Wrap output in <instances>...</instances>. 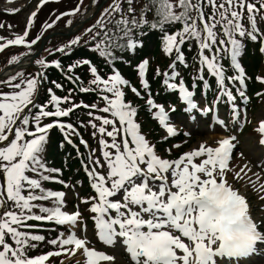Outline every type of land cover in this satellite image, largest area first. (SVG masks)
I'll list each match as a JSON object with an SVG mask.
<instances>
[{
	"label": "snow or ice",
	"instance_id": "6c2138e0",
	"mask_svg": "<svg viewBox=\"0 0 264 264\" xmlns=\"http://www.w3.org/2000/svg\"><path fill=\"white\" fill-rule=\"evenodd\" d=\"M14 2L7 0L9 4ZM49 2L40 0L37 9L29 15L24 32L0 43V52L10 46L31 49L37 43L40 37L31 41L27 38L38 11ZM5 11L15 14L21 9L14 7ZM78 11L79 5L61 16L74 15ZM261 22H264V0H112L86 34L91 33L90 40L96 42L93 50L110 60L112 49L132 51L142 46L143 41L136 35H145V28L159 31L162 51L172 58V62L170 72L161 73L157 69L156 75H163V83L168 89L178 90L180 98L187 104V112L198 109V105L185 82L177 80L176 69L178 65L187 67L182 46L194 43L198 52V71H206L214 78L218 92L215 101L217 104L223 101L226 107L231 105L232 118L236 119V95L247 100L243 90L246 76L238 62L242 41L259 42V50L264 52ZM176 25H180L179 29ZM3 27L0 24V28ZM79 42L77 37L71 40L69 47ZM226 57L235 75L226 74L221 63ZM19 62L20 57L16 55L8 61L9 64ZM35 63L43 69L50 66L43 59ZM81 63L89 65L92 79L88 87L82 86L79 91L98 92L105 106L97 110L111 117L88 113L100 122L97 125L90 121V126L95 130L94 137L100 134L98 144L102 159H94L95 153L88 157L92 167L85 166V171L95 194L81 203L91 214L93 235L103 245L119 251L109 254L89 247L91 241L87 236L78 234V230L87 231L84 212L63 210L66 193L50 191L43 186L44 182L55 181L68 187L62 180H55L53 174L59 169L47 167L44 154L53 128L60 127L71 135H79L72 124L60 123L58 118L68 117L81 105L62 107L70 97H59L51 89L48 90V103L37 105L36 95L45 73L26 77L23 72H17L0 80V86L11 89L0 91V264H46L52 257L77 254L83 259L77 260L76 264H116L117 256L121 254L126 255V264H231L233 259L241 264H252L251 258L259 247L264 246V232L260 230L264 225L255 222L248 197L229 181L237 137L222 138L216 141L215 147L200 143L175 160L164 158L143 134L136 120L138 109L126 100L124 87H129L137 97L141 92L130 86L118 71L103 78L90 61ZM55 67L59 68L60 64L56 62ZM73 67L76 66L68 71L71 72ZM148 70V60L139 63L140 84L150 93V84L145 79ZM69 79L75 81L79 77L70 76ZM174 80L177 82L173 83ZM199 80L203 87L210 86L203 75ZM258 80L264 84V78ZM237 84L239 87H235ZM55 87L60 89L62 85L57 83ZM146 104L149 111L158 109L154 119L166 130L165 139L175 136L176 127L164 107L151 98ZM33 107H38V112L30 118L26 113ZM83 107L96 108V105ZM200 110L207 115L212 108ZM172 111L176 109L173 107ZM42 117L56 119L42 123ZM216 123L227 126L222 119L217 118ZM254 131L259 135L258 143L264 146V119L258 122ZM103 137L110 138V142ZM65 139L72 144L70 135L66 134ZM80 143L89 147L83 139ZM247 168L244 165L233 179H241L242 173L247 175ZM257 191L264 192V184ZM259 198L264 200V195ZM46 203L51 206H45ZM30 222H50L65 227V232L47 241L56 250L38 256L29 254L46 239L28 231L37 227Z\"/></svg>",
	"mask_w": 264,
	"mask_h": 264
},
{
	"label": "trees",
	"instance_id": "16d2710c",
	"mask_svg": "<svg viewBox=\"0 0 264 264\" xmlns=\"http://www.w3.org/2000/svg\"><path fill=\"white\" fill-rule=\"evenodd\" d=\"M25 0H21V3H24ZM108 5H111L112 0H107ZM80 0H59V2H55V0H50L49 3L44 5L37 13V17L34 18L35 23H37V28L33 29L30 32V36L28 38L30 39H36L37 37L45 36L47 33H49L51 30H54L57 25V22L64 16H61V14L65 11H70V9H73L74 5L79 4ZM85 3V0H82V4ZM89 3V14L95 10V7L100 6V9L103 8V6H106L104 4H101V0H88ZM81 4V7H82ZM107 5V6H108ZM80 11H78V14L74 15V19L71 20V23H78L81 22L84 18L83 14L86 11V7H83ZM126 7V5H125ZM0 15L3 17L5 15H10V13L7 12H0ZM61 16L59 20H57V17ZM55 17V19H54ZM65 18V17H64ZM54 19V20H53ZM151 19V17H149ZM55 22V23H53ZM70 23V25H71ZM47 24H53L51 28L46 27ZM96 24V23H95ZM94 24V25H95ZM91 27V26H90ZM86 27L85 28H90ZM176 29H179L180 25L175 26ZM146 34L143 36H139V34L136 35V38L138 40H142V46L136 48L135 50L129 51V50H117L112 49L113 51V58L110 60H106L105 58H102L97 51H94L95 47V41L90 40L91 35L88 37L80 39V42L75 46H60L53 47L54 44L56 45L57 42L62 40L60 39H52L49 38V40L44 44L40 51V55L45 58L46 62L49 63V67L47 69H43L39 66V72H44L45 76L42 80V92L37 100V105H43L45 103H48L49 100V91L47 89H51L52 92L56 93L59 97H65L69 96L71 100H75L77 103H82L86 105H90L94 102H102L100 94L98 92H80V87H88L89 81L92 79L89 65H84L81 62L83 60L90 61V64L92 66H95L98 69L99 74L104 77V71L111 68H114L115 71H118L121 76L125 79H127L130 82V85L133 86V76L135 75V68L138 64L139 58L146 56L149 58L150 63V70L148 74V78L152 79L150 81L151 84V92H155V99L159 102H164L166 99H169L170 102H173L174 94L166 91L163 89L159 84L162 79L163 75L157 76L156 70L159 69L161 73L167 71L168 66L172 62V58L165 55L163 51L160 52L158 47H156V43H161V33L159 31H152L147 28L143 30ZM39 38V39H40ZM39 41L37 40V43L32 45L31 49L27 51L28 53L32 54L34 53V50L36 46H38ZM243 49L241 52V56L238 58V62L244 67V73L246 76V88H247V96L250 99L249 106H253V104L256 101L255 96L260 95L263 92L261 91V83L258 80V71L262 64V61L264 60V52H261L259 50V42H252L250 40H243ZM149 46V49L147 47ZM151 47V48H150ZM26 49V48H25ZM59 49H64L63 51H59ZM182 50L185 54L186 61H187V67H184L182 65H178L177 68L180 69H192L191 78L198 83V72L206 77V71H198V52L197 48L194 43L188 44L182 46ZM4 53V54H3ZM0 54V70L4 68L6 65H8V61L11 59L13 55H16L19 57V54L21 53V48L18 47H11L8 49H5V51ZM58 62L60 64V67H55V63ZM221 63L224 65L226 74L228 75L231 71V66H229V59L226 57L221 61ZM72 66H76L72 68V71L69 72L68 69ZM183 69V70H184ZM23 71V70H22ZM18 71V72H22ZM33 74H35L34 70H31ZM185 72V71H184ZM32 74L31 72H29ZM153 73V74H152ZM154 75V76H153ZM65 76L68 77H79V80H72L74 82L75 86H72L69 84L67 80H65ZM264 75H260V78H264ZM153 77V78H152ZM9 77H6V79ZM184 79L187 81L189 80L186 75H184ZM0 80H4L0 78ZM55 82V83H53ZM62 85V88L57 89L55 87V84ZM211 84H213V81L211 79ZM6 86H0L1 88H5ZM134 87V86H133ZM214 88V86H213ZM212 88V89H213ZM130 89L125 86L124 91L127 92ZM214 92V89L211 93H208V96H211ZM69 94V95H67ZM131 96L133 100L141 101L139 97L135 96L131 92ZM207 96V97H208ZM144 108L145 105L143 104ZM38 112V107L31 108V111L26 113L30 116L34 115ZM85 110L81 107L76 108L68 117H64L61 119L62 121H69L71 124L78 128L79 133L82 135V137H87V128L84 127L86 124V115ZM52 119V118H51ZM90 131V128H89ZM71 135V134H70ZM74 137V135H72ZM72 137V138H73ZM149 137V136H148ZM74 156V152L72 151L71 147L68 145L66 140H64V137L62 135V132L57 129L56 127L50 130L49 132V141L46 146V152L44 154L45 163L47 167L53 168V169H59L58 173L53 174L55 176V180H66V178L70 179L73 185L77 187L78 195L81 199H86L91 195L90 190L87 188V185L84 182V176L82 173L79 172L78 168V162L72 157ZM84 157V156H83ZM35 178V177H34ZM43 186L53 191L55 188H60V186L55 181H49L44 182ZM45 206H51L50 204H45ZM86 206V205H85ZM35 223L36 222H30ZM44 224V223H42ZM39 229H35V231H30L32 234H39L45 236V242H41L38 244V247L35 249L30 250L29 254L32 256H35V252L41 250V247L46 250H53L55 249L52 245L48 244L47 241L54 239L55 232H53L52 229L56 228L55 226L49 224L42 225ZM56 250V249H55Z\"/></svg>",
	"mask_w": 264,
	"mask_h": 264
},
{
	"label": "rangeland",
	"instance_id": "374dc122",
	"mask_svg": "<svg viewBox=\"0 0 264 264\" xmlns=\"http://www.w3.org/2000/svg\"><path fill=\"white\" fill-rule=\"evenodd\" d=\"M21 0H18V6L21 9L20 12L15 13V14H10V15H5L1 16L0 15V24H3L4 27L0 28V37L3 38V40H0V43L5 42L6 40L13 39L15 38L16 35L22 34L26 28V23L29 15L31 12L35 11L37 9V5L40 2V0H26L23 5H20ZM88 0H85V3L82 4L79 2V4L74 5L73 9H70V11H65L66 12H72L74 9L81 7H86V11L84 13V19H83V24L82 27L77 26L73 27L71 26L69 28V21L74 19V15L78 14L76 12L74 15H64L58 22H57V27L58 29H55V32H60V31H65L67 32L63 33L66 34L62 40L57 42V44L53 47H60V46H68V43L73 40V38L79 37L81 40L85 37H88L91 35V33L86 34V30L89 28L86 27H92L98 19H100L104 13V10L107 9L110 5H108L107 0H103L101 4H104L106 6H103V8L100 9L99 7H96L95 10L91 14H88L89 11V3L87 2ZM7 0H0V5H8ZM22 4V3H21ZM3 7H0V9ZM10 7L7 6L4 9H9ZM88 17V18H87ZM55 19V17H54ZM53 19V20H54ZM11 25V28L8 26ZM90 27V28H91ZM259 27L264 30V22H261ZM37 28V23L33 24L31 27V30ZM73 29V30H72ZM69 32V33H68ZM68 42V43H67ZM66 43V44H65ZM15 48L18 46H14ZM148 49L149 46L147 45ZM156 47L162 51V45L161 43H156ZM151 48V47H150ZM3 52H0V54ZM25 51L23 52V54ZM4 54V53H3ZM19 54V55H23ZM26 57V55H24ZM38 59H43V57H38ZM147 60L146 56L140 57L138 64L141 63L142 61ZM46 61V60H45ZM25 65H28L27 62L24 63ZM23 66L20 68V70L26 73V77L30 76L31 68L29 65L28 66ZM38 65V64H37ZM40 65H38L39 67ZM108 73H110V69L107 70L106 72L104 71L105 76L103 78H107ZM260 75H264V60L262 61V64L259 68L258 71V76L260 78ZM11 89L8 87L1 88L0 91L8 92ZM126 93V100L130 102L133 106H135L138 109V116L136 117L137 122L141 125V129L143 134L146 135L147 139L155 145L156 151L158 154H160L162 157L167 158L169 160H175L179 158L182 154L193 150L197 148L199 143H207L210 144L211 146L215 147L216 141L220 140L219 138L221 137L222 133H225L227 136H235L237 137V140L235 141L237 147L234 149V155H233V160L230 161L231 163V168H232V174L229 175V181L232 183L237 189L240 190L241 193L245 194L251 204V209H252V216L257 224L264 225V200H261L259 197L261 195H264V192H258L257 190L260 189V186L264 184V146H261L258 141H259V135L254 131L255 127L258 125V122L261 119H264V101H258L256 104L249 108L248 110H240L237 112V117L236 119L232 118V108H231V113H230V119L228 121H225L226 127L221 126L216 123V119H222L221 115H223V112L218 110V114L214 113L213 115H210L211 118L209 120V124L206 125V120L204 116L202 115L203 112L200 110L201 107L199 104L198 109L193 110L192 112H186L187 115L185 118H182L178 116L177 114L175 116L169 117L170 122L173 124L174 127H176V130L178 129H183L182 131L184 132L185 139L183 142L186 147L183 149H178L175 147H172L176 144H171L170 142H166L164 137L161 136L160 132H155L153 130V127L149 124L150 118L149 114L144 112V106L142 101H135L132 99V94L131 91H127ZM110 95V94H109ZM50 98V96H49ZM90 105H96V108H91L92 110L86 111V124L84 125L85 128H87L88 132L87 136L88 141H91V147H85L83 144L81 146V150H83L86 153L87 160L85 161L86 165L88 163V157L92 156L93 153L95 155L93 158L101 157V153L99 150V144L98 140L101 138L100 134L97 133L96 136H93V132L95 131L91 126H90V121L91 123H96L99 125V121H96L92 119L88 115L89 112H92L93 116H102V117H107L111 118L109 114L107 113H102L98 111L97 109L103 108L105 106L104 102L101 105V102H94V104ZM153 120V119H152ZM156 120V119H154ZM50 120L48 119V122ZM47 120H42V123H46ZM245 126V127H244ZM90 128V131H89ZM243 129V130H242ZM111 130V129H109ZM242 130V131H241ZM149 136V137H148ZM104 139L109 140L110 139L107 137H103ZM177 136L174 137L176 140ZM161 140H164L165 142H161ZM87 141V142H88ZM167 141H172L167 139ZM173 142V141H172ZM172 145V146H171ZM83 152V156L85 155ZM262 161V162H261ZM258 162V163H257ZM244 165H247L248 168L245 170L247 172V175H244L243 173L241 174L242 178L239 180L233 179V175L238 172ZM88 168H91L92 165L88 164ZM258 169V170H257ZM261 172V173H260ZM259 177V179L257 178ZM66 193L65 200H70L72 198H76L75 194L69 191L68 189L66 191H63ZM75 201V200H74ZM76 202V201H75ZM66 207V208H65ZM65 207L63 210H66L68 212H71L72 210H75L73 207H70L69 205L65 204ZM64 231L65 232V227ZM264 229V227H261ZM262 231V230H261ZM93 230H89V233L91 234ZM85 231L83 230H78V234L83 237ZM67 234V233H66ZM87 236V238L91 241L93 240V235ZM91 244V243H90ZM91 245H89L90 247ZM94 246V245H93ZM104 252H107L109 254H112L114 251H119L118 249H112L107 246V249L103 250ZM47 251L44 250L41 247V250L36 251V256L41 255L43 253H46ZM256 256L252 258L256 264H264V246L259 247L258 252L255 254ZM79 254L77 256H69V255H61L59 257H52L50 258L49 261L46 262V264H76L77 260L82 261V257ZM260 257L262 259L259 261ZM233 264H235V260H232ZM116 264H125L122 261V256L118 255ZM240 264V263H239Z\"/></svg>",
	"mask_w": 264,
	"mask_h": 264
},
{
	"label": "bare ground",
	"instance_id": "6f19581e",
	"mask_svg": "<svg viewBox=\"0 0 264 264\" xmlns=\"http://www.w3.org/2000/svg\"><path fill=\"white\" fill-rule=\"evenodd\" d=\"M262 162V161H261ZM258 163V162H257ZM258 170V169H257ZM261 173V172H260ZM263 175H264V173H262ZM79 258H80V256H79ZM234 260V259H233Z\"/></svg>",
	"mask_w": 264,
	"mask_h": 264
}]
</instances>
